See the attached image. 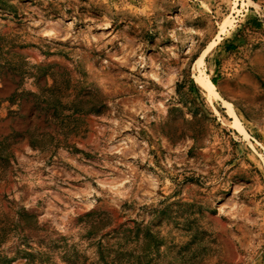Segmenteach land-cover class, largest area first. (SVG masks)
I'll return each instance as SVG.
<instances>
[{"label": "rangeland", "instance_id": "374dc122", "mask_svg": "<svg viewBox=\"0 0 264 264\" xmlns=\"http://www.w3.org/2000/svg\"><path fill=\"white\" fill-rule=\"evenodd\" d=\"M0 264H264V0H0Z\"/></svg>", "mask_w": 264, "mask_h": 264}, {"label": "bare ground", "instance_id": "6f19581e", "mask_svg": "<svg viewBox=\"0 0 264 264\" xmlns=\"http://www.w3.org/2000/svg\"><path fill=\"white\" fill-rule=\"evenodd\" d=\"M228 23V22H227ZM223 30V26L221 27V31ZM55 34V33H54ZM53 35V34H52ZM211 46V45H210ZM213 46V45H212ZM211 46V47H212ZM208 47V48H211ZM199 66L201 65V60L197 63ZM197 83L199 86L206 92L208 98L212 99H220V95L217 92L216 85L210 80V78L205 74H200L196 77ZM228 112L231 117L234 119V128L243 136L247 137L248 134L241 124L239 118L237 117L235 110L231 104H227Z\"/></svg>", "mask_w": 264, "mask_h": 264}]
</instances>
